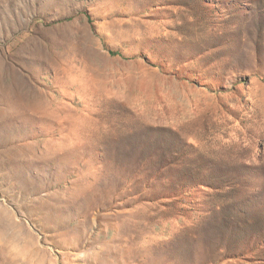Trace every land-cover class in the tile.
<instances>
[{
	"label": "rangeland",
	"instance_id": "obj_1",
	"mask_svg": "<svg viewBox=\"0 0 264 264\" xmlns=\"http://www.w3.org/2000/svg\"><path fill=\"white\" fill-rule=\"evenodd\" d=\"M0 264H264V0H0Z\"/></svg>",
	"mask_w": 264,
	"mask_h": 264
}]
</instances>
